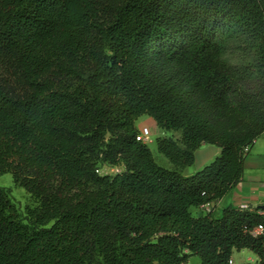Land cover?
Here are the masks:
<instances>
[{"label": "trees", "instance_id": "trees-1", "mask_svg": "<svg viewBox=\"0 0 264 264\" xmlns=\"http://www.w3.org/2000/svg\"><path fill=\"white\" fill-rule=\"evenodd\" d=\"M263 133L264 0H0V175L32 201L0 186V264H264V208L190 211ZM205 144L221 154L184 175Z\"/></svg>", "mask_w": 264, "mask_h": 264}, {"label": "crops", "instance_id": "crops-1", "mask_svg": "<svg viewBox=\"0 0 264 264\" xmlns=\"http://www.w3.org/2000/svg\"><path fill=\"white\" fill-rule=\"evenodd\" d=\"M219 150L220 148L216 146H201L195 153L194 164L201 160L197 165L199 168L201 164L211 162L218 156ZM230 204L238 207L247 205L251 208L264 206V133L256 140L246 156L242 180L224 198L214 204L213 210L216 212L220 207ZM196 209L200 210V208ZM255 260H257L256 256Z\"/></svg>", "mask_w": 264, "mask_h": 264}, {"label": "rangeland", "instance_id": "rangeland-1", "mask_svg": "<svg viewBox=\"0 0 264 264\" xmlns=\"http://www.w3.org/2000/svg\"><path fill=\"white\" fill-rule=\"evenodd\" d=\"M137 128L141 131L144 127H147L150 131L149 135V141H147L148 146L152 150L153 156L156 160V162L167 169H173V164L163 155L161 154L156 145V138L159 136H170L171 133H166L162 129H160L157 125L154 119L150 116L143 115L136 121ZM176 136V135H174ZM208 146H214L210 144H205ZM218 147V146H216ZM220 148V147H219ZM221 154V148L218 152V155ZM213 161V160H212ZM211 161V162H212ZM211 162H205L201 164L199 168H197V165L201 163V160L197 162V164L186 168L184 170V175H192L195 172L202 169L204 166L208 165ZM195 163V162H194ZM196 167V168H195ZM244 175V173H243ZM0 186L10 189L11 196L16 204V206L19 208V210L24 213L25 207L32 203L30 195L26 192V190L23 187H20L19 185L15 184L13 177L10 173H5L3 175H0ZM221 207L218 209L215 214L218 215L221 212ZM190 211L193 213V215H197L199 210L196 209V207H191ZM255 254L250 251L249 249H241V250H235L232 255V264H245L248 262H254L255 260ZM187 264H202L201 259L198 255H191L188 258Z\"/></svg>", "mask_w": 264, "mask_h": 264}, {"label": "built area", "instance_id": "built-area-1", "mask_svg": "<svg viewBox=\"0 0 264 264\" xmlns=\"http://www.w3.org/2000/svg\"><path fill=\"white\" fill-rule=\"evenodd\" d=\"M149 135H150V131L147 127H144L136 136L137 140L143 141L145 143H147V141H149ZM122 167L121 166H116V167H112V166H104L103 168L97 170L100 174H111V173H119L121 172ZM242 208H250L247 205H242L240 206ZM214 208V203H206L200 206V209L204 212H211ZM262 231V226H259L255 231L254 234H259ZM232 263V260L230 261Z\"/></svg>", "mask_w": 264, "mask_h": 264}, {"label": "water", "instance_id": "water-1", "mask_svg": "<svg viewBox=\"0 0 264 264\" xmlns=\"http://www.w3.org/2000/svg\"><path fill=\"white\" fill-rule=\"evenodd\" d=\"M264 206H262V208H263Z\"/></svg>", "mask_w": 264, "mask_h": 264}]
</instances>
